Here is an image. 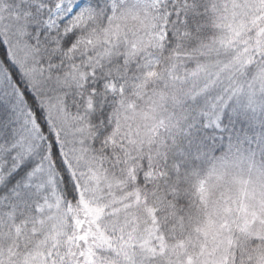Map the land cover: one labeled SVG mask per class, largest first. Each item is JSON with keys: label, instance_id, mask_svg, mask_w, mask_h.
<instances>
[{"label": "snow or ice", "instance_id": "snow-or-ice-1", "mask_svg": "<svg viewBox=\"0 0 264 264\" xmlns=\"http://www.w3.org/2000/svg\"><path fill=\"white\" fill-rule=\"evenodd\" d=\"M0 264H264V0H0Z\"/></svg>", "mask_w": 264, "mask_h": 264}]
</instances>
